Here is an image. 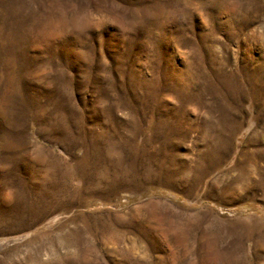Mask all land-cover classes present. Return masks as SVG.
Here are the masks:
<instances>
[{
    "label": "rangeland",
    "instance_id": "rangeland-1",
    "mask_svg": "<svg viewBox=\"0 0 264 264\" xmlns=\"http://www.w3.org/2000/svg\"><path fill=\"white\" fill-rule=\"evenodd\" d=\"M0 264H264V0H0Z\"/></svg>",
    "mask_w": 264,
    "mask_h": 264
}]
</instances>
